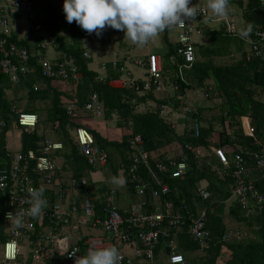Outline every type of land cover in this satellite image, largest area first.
<instances>
[{"label":"trees","instance_id":"16d2710c","mask_svg":"<svg viewBox=\"0 0 264 264\" xmlns=\"http://www.w3.org/2000/svg\"><path fill=\"white\" fill-rule=\"evenodd\" d=\"M46 1L48 0H40V7L47 6L46 17L42 19L41 23L45 26V31L52 33L54 43L50 48L42 50L41 55L52 50V58L74 59L81 77L76 82L41 81L40 66L36 62L38 55L34 45L30 43V40L20 39L16 33H11V39L20 46H25L32 54L29 66L36 72L37 80L35 81L39 82V90L34 92L30 82L22 81L20 84L28 89V99L43 101L46 109V121H40L38 118L33 129L21 128L20 148L22 151H27L40 147L48 138L42 132L46 123L52 125L53 135L59 136L56 140H52L62 144V149L56 150L54 153L58 168L53 188L45 189L44 195L48 200V207L45 211L56 200V187L61 186L66 189L68 180L79 181L81 178H86L87 170L92 174L97 172L96 169L87 165L74 140L73 131L83 127L93 136L97 146L104 149L109 148L111 153L119 154L120 160L116 165H113V157L109 153L108 162L102 170L110 169L115 178L121 173L125 191H122L124 188L120 190L117 184L110 183L104 178L99 181L87 180L86 186L78 188V192L82 196L93 198L92 205L95 213L100 212L104 206L105 197L113 192L121 215L123 218L128 217L130 215L129 208L141 200L134 186L128 182L126 175L133 154L128 140L133 135H140L143 140V149L150 155L151 164L154 162L165 163L167 160L165 159L166 150L176 144L180 147V153L176 157L171 155L169 159L178 162L182 157L187 165V170L182 177L173 178L170 171L163 174L157 173V177L169 188L168 193L160 194L158 204H153L150 192L151 185H154L153 188L156 189L158 186L153 183V179L144 167H141V176L147 184L142 198L147 203L145 211L152 212L159 207L163 211L165 205L169 203L173 204L175 210L186 206L193 217L197 216L199 211L205 210L204 230L207 232L205 244L201 245V241L194 239L189 234L190 223L186 222L179 231L171 233V237L175 241V252L182 254L189 264H264V200L262 203H258L256 196L251 193L244 196L234 194L236 186L231 178L232 171L224 169L212 153L213 148L229 149L227 156L231 160L238 148L258 152L264 146V127L262 126L264 101L260 99L264 93V39L253 35L255 29L264 31V8L258 0H231V3L238 6L240 17L244 20L241 30L247 28L249 24L252 25L249 37L252 36L256 41L259 51L257 56L254 55L251 46L248 52L243 48L245 39L240 38L241 30L238 31L235 26V11H230L229 16L236 28L235 33H229L225 20L216 21L208 13L205 17L197 20L200 36L193 42L196 52L195 60L189 67L184 66V60L177 52L179 44L174 39L169 40L166 35L167 31H164L162 37L166 48L162 49L161 58L162 76L167 84V91L162 98H158V94L156 95L154 92L138 95L126 88H114L108 84L112 79L121 76L119 68L123 66L124 58L115 60L117 61V70L111 69L104 72L103 81H101V74H103L100 70L101 63L98 66L99 70L98 68L96 71L90 70L89 65L93 63L92 55L89 59L83 56L86 50L84 43L86 37L83 35L85 31L75 23H67L65 16L52 12ZM205 21L209 24L201 26V23ZM114 31L117 32V30ZM170 41H174L172 42L174 46ZM118 46L119 48L126 46L125 40L119 38ZM59 54L60 56H57ZM105 64L107 68L112 67L111 61L105 62ZM144 75L146 76V72ZM175 85L176 89L173 88ZM13 88L10 80L0 73V120L6 123V132L14 117L12 116L14 115L11 109L12 103L7 97V92H14ZM198 90L209 93L212 100L219 99V103L208 109L197 104L191 107L190 103L186 101L187 93H195ZM93 93L97 94L103 108V115L100 119L94 118L89 113L79 114L80 116L76 118L66 115L65 106L67 104L82 105L89 101ZM180 97H184L183 105L180 104ZM46 101L49 102V105ZM147 102H153L158 107L165 105L178 114L184 112V107L186 109L194 108L197 112L196 117L201 123L199 137L195 138L193 132L188 129L182 130L180 123L172 127L168 118L159 116L157 108L152 112L138 111V108ZM27 111L35 114L34 110L27 109ZM205 111H213V113L207 117ZM241 117L250 120L255 131L254 137L244 134ZM56 121L59 126L54 130L53 126ZM96 122L104 126L103 130H105V123L114 122V127H112L122 130L124 133L122 139L120 141L107 137L105 139L100 131L93 126ZM179 122L181 121L179 120ZM215 135L217 142L213 144L210 139ZM5 139L6 137L0 144V155L6 150ZM186 145L200 148L203 154L195 157L192 152L185 150ZM211 156L214 160L211 159ZM246 168L247 179L253 181L256 193L264 198V179L260 178L261 174L251 158H247ZM202 183H206L210 193L206 200H202L197 193V189ZM7 209L5 198L0 193L1 258L3 245L10 238V229L13 227L4 219V212ZM124 209H127L126 212H123ZM33 221L35 232L29 241L20 242L22 248L36 249L35 241L42 237L48 226V220L44 216L35 218ZM137 224L138 222L135 226ZM162 226L166 227L165 221ZM134 229L138 230L137 227ZM77 235L79 236V234ZM73 242L83 248L82 240ZM154 251L155 264H162L159 262V254L162 251L166 253L165 258L170 253L169 249L162 250L161 244H158ZM25 253L30 258V254ZM84 255H86L85 252ZM1 260L2 263H8V261ZM40 263L67 264L63 257H59L55 253H50Z\"/></svg>","mask_w":264,"mask_h":264},{"label":"built area","instance_id":"2783aa9c","mask_svg":"<svg viewBox=\"0 0 264 264\" xmlns=\"http://www.w3.org/2000/svg\"><path fill=\"white\" fill-rule=\"evenodd\" d=\"M203 1L200 0L201 4H198L196 19L192 22L185 21V27L175 29L178 32L175 39L179 44L177 52L182 56L185 67H189L195 60L193 42L197 33H200L197 20L205 17L208 13ZM258 2L264 8V0H258ZM40 4V0H0V73L7 77L13 85L22 81L30 82L34 92L39 90V82L35 81L37 79L34 68L29 66L32 54L25 46H20L11 39V33H16L18 27H22L23 30L20 39L30 40V43L35 47L41 81L76 82L81 77L74 59H60L45 54L41 55L42 50L53 46L54 37L52 33L45 31V26L41 23L43 18L39 16L40 10H42ZM196 5L191 1V6ZM225 22L228 24L229 33H235L236 28L230 17L225 19ZM16 23L19 25L15 26ZM83 35L86 38L91 36L86 32ZM253 35L264 39V31H260V29H255ZM245 41L251 46L254 55H259L253 37H248ZM83 56L89 59L91 53L85 50ZM116 62L115 60L111 61V68H107L105 62L101 63L100 70L103 73L101 74V81H103L104 72L111 69L117 70ZM131 66L140 69L142 73L146 72V76L134 75L129 68ZM119 71L121 76L108 83L114 88H126L138 95L151 92L157 95L167 91V84L162 76L161 57L157 53L148 54L145 62L127 59ZM28 74L32 75L33 78L28 79ZM173 88L176 89V85ZM195 92L199 93V91ZM203 96L210 98L209 93H204ZM183 98L180 97L181 105L184 102ZM143 107L145 111L149 112L158 109L159 116L168 118L172 127L180 123L182 130L188 129L193 132L195 138L199 137L201 123L196 117L197 112L194 108L186 109L184 107V112L178 114L165 105L158 107L153 102H147ZM79 110L91 114L96 119H100L103 115V108L96 93H93L89 101L82 105L70 103L65 106V113L71 118L78 117ZM12 112L16 116L15 124L20 128L33 129L38 122L36 114L17 112L15 107H12ZM240 121L244 134L248 137H254L255 131L250 120L241 117ZM58 126L59 123L56 121L53 129L55 130ZM6 128V123L0 120V144L7 135ZM73 136L80 153L90 168L102 169L106 166L108 162L107 150L95 144L93 136L87 129L76 128L73 131ZM128 143L133 154L126 175L128 182L134 186L137 195L141 198L138 203L129 208L130 215L123 218L113 192L105 197L104 206L99 213H95L93 210L92 197L84 196L82 203L77 204L66 197V192L67 190L78 191V188L86 186L87 178H81L79 181L68 180L66 189L61 186L56 187L55 202L46 211L44 210L42 217L47 218L48 226L42 237L35 241L37 248L32 250L28 247L22 248L20 242L29 241L31 235L34 234V219L25 216L23 227L17 228L8 220L7 214L21 212L30 207L28 203L30 188H53L58 168L54 153L56 150L62 149V144L46 138L36 150L22 151L19 148L14 151L6 148L0 155V193L8 206L4 212V219L13 227L10 229V238L3 245L2 259L11 264H41L40 261H44L50 253H55L57 256L63 257L67 264H74L75 258L84 256V252L87 253L90 247L112 245L119 250L122 257L121 264H155L154 250L158 244H161L162 250L169 249L170 251L165 264H189L182 254L175 252V241L171 237V233L179 231L186 222L190 223L189 234L194 239L201 241V245H204V240L207 237V232L204 230L205 210L199 211L197 216L193 217L186 206L175 210L173 204L169 203L165 205L163 211L160 207L152 212L145 211L147 203L142 198L147 184L140 173L141 167H144L153 179V183L158 186L156 189L153 188L154 185H151L150 190L153 204H158L160 194L168 193L169 188L157 177V173L163 174L170 171L171 177H182L187 170L184 158L180 157L178 162L168 159L166 163L154 162L151 164L150 155L143 149V141L140 135L131 136ZM185 150L192 152L195 157L203 154L200 148H192L189 145L185 146ZM228 152L229 149H212V153L219 164L224 169L232 171L231 178L236 186L234 194L244 196L251 193L256 196L258 203H262L263 196L256 193L253 181L247 179L246 165L247 158H251L261 174L260 178L264 179V146L258 152L238 148L231 160L227 156ZM86 172L92 174L89 170ZM197 193L202 200H206L210 196L206 183H202L198 187ZM125 210L127 209H124L123 212H126ZM164 221L166 227L162 226ZM137 222L138 224L135 226ZM134 227H137L138 230L135 231ZM92 231H96L98 234H94ZM75 240H82L83 248L75 245L73 242ZM13 241L16 242L15 246L12 244ZM125 250H130L132 253H125ZM25 252L30 254V258ZM72 253H75V256L70 255Z\"/></svg>","mask_w":264,"mask_h":264},{"label":"clouds","instance_id":"9594fccd","mask_svg":"<svg viewBox=\"0 0 264 264\" xmlns=\"http://www.w3.org/2000/svg\"><path fill=\"white\" fill-rule=\"evenodd\" d=\"M207 8L215 20L230 16L231 0H207ZM63 12L66 22L75 23L83 31L98 37L114 29L125 33V38L138 47H145L164 31L185 27V21H194L198 5L191 6V0H64ZM252 25L242 29L240 38L247 39ZM113 183L121 181L113 178ZM45 189L30 188V207L21 212L8 213V220L17 228L23 227L24 217L33 219L43 215L48 207ZM15 246L16 242H12ZM75 256V253L70 254ZM119 250L112 245L90 247L84 256L75 258L74 264H121ZM166 262V258H165ZM164 262V263H165Z\"/></svg>","mask_w":264,"mask_h":264},{"label":"rangeland","instance_id":"374dc122","mask_svg":"<svg viewBox=\"0 0 264 264\" xmlns=\"http://www.w3.org/2000/svg\"><path fill=\"white\" fill-rule=\"evenodd\" d=\"M193 3L195 4H201L200 0H191ZM50 7H51V10L52 12H55L56 14H64L63 12V2L64 0H48L46 1ZM203 4L206 6L207 8V0H204L203 1ZM47 6H42V10L47 13ZM207 11H208V14L210 16L211 13L210 11L208 10L207 8ZM230 11H235V21H236V28L238 31L241 30L242 26L244 25V20L242 17H240L241 13H240V10L238 8L237 5L231 3V9ZM240 17V18H239ZM209 23H207V21L201 23V26H204V25H208ZM211 25V24H210ZM199 26V24H198ZM213 26V25H212ZM163 33H160L157 37H156V41L154 42H150L147 46L141 48V47H138L137 45H135L134 47H131L130 48V52H129V55L131 56H134L135 58H137L139 61H143L144 60V57L145 55L148 53V52H154V49L155 48H161V49H165L166 46L165 45V42L162 38L163 36ZM177 34L178 32L174 29V30H170V31H167L166 32V35L168 37V39H176L177 38ZM199 33H197L196 35V38L199 37ZM110 35H109V29H106L103 34H102V37L98 38L94 33L88 37V38H85L84 39V43H85V46H90L91 42H99V44L95 45V46H90V52H91V55H92V59H93V63H92V68H93V64L96 65V67L99 66V63L102 62V61H108L109 59L112 60L113 58V53L115 51H117L118 49V46L117 44L116 45H112L111 43V40H110ZM125 42L130 45L131 41L128 40L127 38L124 39ZM171 42V45H173L172 42L174 41H170ZM115 48V49H114ZM243 48L245 51H249L250 50V45L245 41L243 43ZM196 53V52H195ZM124 54V51H121L118 49V55L119 57L122 56ZM237 55H239L237 52H236ZM98 59V60H97ZM109 60V61H110ZM131 71L134 73V75L136 76H142L143 77V74L142 71L138 68H132ZM27 78L28 79H32L33 76L28 74L27 75ZM14 88L12 89L14 92H7V97H8V100L12 103L11 104V109L12 107H16V110L17 112H25L27 111V109L29 110H34L35 114L38 115V118L40 121H46V113H45V108H44V102L43 101H40L38 99L36 100H30L28 99L27 97V92H28V89H26L25 86H23L22 84L18 83L16 85H13ZM199 93L197 92H188L187 93V96L188 98H186L187 102L190 103L189 105L191 107H194V104H197L199 106H204L206 107V109H208L209 107H214L215 105H217L219 103V99H210V98H207L205 99L204 96H203V92L202 90H198ZM202 94V95H201ZM166 94L165 93H161V94H158L157 97L158 98H162L164 97ZM260 99L262 101H264V93L263 95L260 97ZM48 102V101H46ZM27 108V109H26ZM138 111H144V107L143 106H140L138 108ZM28 112V111H27ZM213 113V111H205V115L207 117H209V115ZM14 116L13 117V120L11 122V126L9 127L8 131H7V136H6V143H7V146H9V148L11 150H18L21 146V143L19 141L20 139V131H22L21 128H18L14 123H15V120H16V116L15 115H12ZM263 123V124H262ZM262 126L264 127V121L262 122ZM52 125L46 123L45 124V128L42 130V132H44L46 134V136L50 139H54L56 140L57 138H59L58 135H53L52 133V128H51ZM93 126L100 131L101 135L106 139L107 138H115V134H116V131H114L112 128V126L114 127V122H108V123H105V130H103V125L101 123H94ZM106 131V132H105ZM122 139V138H121ZM211 143H216L217 142V137L216 135L214 137H212L211 139ZM143 141V140H142ZM174 148L172 149L171 151V155L172 157H176L179 155L180 153V147L178 145H174L173 146ZM108 154L111 153L112 151H110V149H106ZM112 154V164L113 165H116L118 163V161L120 160L119 159V154L118 153H111ZM212 155V154H211ZM170 157L168 156H165V159H169ZM211 159L214 160L211 156ZM166 160V162H167ZM165 162V163H166ZM130 163H131V158H130ZM124 170V169H122ZM97 171V178H105L106 180H108L110 183H113V172L108 168L107 169H96ZM87 180L88 181H94V179H97V178H94L95 175L92 174H86L85 175ZM94 176V177H93ZM113 176V177H112ZM117 179H119L121 181L120 184H118L119 186V189L122 190L123 189V177H122V174L119 173L117 175ZM66 197L67 198H70L71 200L75 201L77 204H81L82 203V199L84 196H82L80 193H78L77 190H67L66 192ZM92 233H96V231H92ZM0 250H1V246H0ZM125 253H132V251L130 250H125L124 251ZM162 253V252H161ZM197 254V253H195ZM199 254V253H198ZM1 251H0V264H8V263H2V260H1ZM159 262H162V264H164L165 262V256L163 255H159ZM10 264V263H9Z\"/></svg>","mask_w":264,"mask_h":264},{"label":"crops","instance_id":"0c3cea01","mask_svg":"<svg viewBox=\"0 0 264 264\" xmlns=\"http://www.w3.org/2000/svg\"><path fill=\"white\" fill-rule=\"evenodd\" d=\"M46 14L47 13H45L43 10H40V16H41V18H45L46 17ZM58 15H63V16H65V14H58ZM17 24L18 23H16L15 24V26H17ZM19 25V24H18ZM109 29V35H110V40H111V43H112V45L114 46V45H116L117 44V46H118V40H119V38L120 39H125V33L124 32H122V31H114V29H111V28H108ZM22 33H23V30H22V27H18V29L16 30V36L18 37V38H20V36L22 35ZM124 33V34H123ZM163 38V37H162ZM169 40H172V39H169ZM154 41H156V38H155V40ZM97 44H99V42H91V44H90V46H95V45H97ZM125 44H126V46H124L123 48H119V46H118V49L119 50H121V51H124V54L122 55V56H120L119 57V55H118V49H117V51H115L114 53H113V58H112V60H110V61H113V60H120V59H123L124 58V60H123V63L127 60V59H134V60H138L137 58H135L134 56H131V55H129V52H130V48L131 47H134L135 45L131 42L130 43V45H128L126 42H125ZM90 46H86V50H88L89 52H90ZM115 49V48H114ZM150 53H157V54H159V56L161 57V54H162V49L161 48H155L154 49V52H148L146 55H145V57L148 55V54H150ZM46 56H52V50L51 51H48L46 54H45ZM57 56H60V54L59 55H57ZM56 56V57H57ZM98 60V59H97ZM102 61V62H110V61ZM102 62H100V63H102ZM100 63H99V65H100ZM161 64H162V58H161ZM97 68H98V70H99V67H96V65H94L93 64V68H92V64H90L89 65V69L90 70H94V71H96L97 70ZM130 69H132L133 67L131 66V67H129ZM47 105H49V102H47ZM79 114H86V112H83V111H78V114H77V116L79 117L80 115ZM112 129L114 130V131H116V134H115V138H111V139H114V140H121V138H122V136H123V132H122V130H119V129H114L113 127H112ZM7 136V135H6ZM5 146H6V148H8V149H10L9 148V146H7V143H6V139H5ZM174 147H169L167 150H166V155L165 156H168V157H170L171 156V151H172V149H173ZM12 149V148H11ZM97 174V172L96 173H94V175H95V177L94 178H97V176L98 175H96ZM92 175V174H91ZM102 179H104V178H102V177H100V178H97V179H94V180H96V181H99V180H102ZM119 187V186H118ZM123 188H124V186H123ZM123 192L125 191V188H124V190H122ZM159 255H163V256H165L166 255V253L165 252H163L162 251V253H160Z\"/></svg>","mask_w":264,"mask_h":264}]
</instances>
